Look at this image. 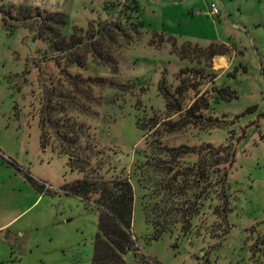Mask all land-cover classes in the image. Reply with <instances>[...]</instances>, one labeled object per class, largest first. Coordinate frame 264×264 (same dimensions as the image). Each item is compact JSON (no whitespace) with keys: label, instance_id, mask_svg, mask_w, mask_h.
Listing matches in <instances>:
<instances>
[{"label":"rangeland","instance_id":"1","mask_svg":"<svg viewBox=\"0 0 264 264\" xmlns=\"http://www.w3.org/2000/svg\"><path fill=\"white\" fill-rule=\"evenodd\" d=\"M225 144L222 206L215 174L196 189L191 173ZM174 172L197 213L158 235ZM95 174L132 184L130 264H264V0H0V264H90L97 212L65 188Z\"/></svg>","mask_w":264,"mask_h":264},{"label":"trees","instance_id":"2","mask_svg":"<svg viewBox=\"0 0 264 264\" xmlns=\"http://www.w3.org/2000/svg\"><path fill=\"white\" fill-rule=\"evenodd\" d=\"M212 46L213 44H209L208 49ZM180 88L181 86L175 89L177 93L175 97L168 93L164 95L166 99L170 98L174 101V104H172V111L174 113H181L183 111L181 107L182 92ZM214 93L217 99L227 102L237 98L236 92L228 86L214 88ZM200 97L201 96L194 99L185 109V119L182 120V123H185L187 120L192 122L198 120L200 117L198 111L205 108V106L200 104V101H203ZM204 103L206 104V101ZM166 107H169L168 102H166ZM252 110H255V106L248 107L245 112ZM204 149L205 152H203ZM233 158L234 150L231 145L200 146L197 153V162L191 173L195 179L191 187L196 189L201 188L200 186L207 181L210 172H213L218 182L216 192H220L221 195H223V198H220L223 206L224 202H226L224 193L227 167L233 164ZM70 160H72L71 156ZM79 163L83 168H91L88 162L80 161ZM186 174L187 173L181 175L186 177ZM181 175H179V177H181ZM92 177L93 178L84 176L81 179L67 184L65 188L66 193L79 197L86 207L88 203L91 202L93 208L97 212L96 231L92 239L90 264H130L125 257L128 254L135 257V255L139 253L137 237H134L135 235L132 228L134 207L132 184L126 177H117L113 180H100L99 177L102 176L97 177L96 174ZM29 179L33 183H36L30 177ZM179 179L183 181V178ZM178 182L177 174L174 172L169 178L167 185L162 187L165 189L164 194H162L160 200L153 205L154 207L156 205V207H158L157 209L163 211V213L159 212L155 214L156 222L149 221L154 230L155 228L157 229L156 232L158 235H161L165 230L173 229L177 224H180V229L182 227L184 228L185 225L189 227L191 216L197 213L198 205L195 201H188L185 203L174 202L173 198H176L177 195H186V192L181 191L183 187L178 184ZM195 193L196 192L191 193L190 196L193 198L196 197ZM159 195L161 194L158 190L156 196L159 197ZM166 207H168L167 213L164 211ZM222 211L224 212L223 209ZM172 212H174L175 215L170 219ZM224 213H226V211ZM147 221L145 216V222L148 223ZM149 264L159 263L152 261V263Z\"/></svg>","mask_w":264,"mask_h":264},{"label":"crops","instance_id":"3","mask_svg":"<svg viewBox=\"0 0 264 264\" xmlns=\"http://www.w3.org/2000/svg\"><path fill=\"white\" fill-rule=\"evenodd\" d=\"M229 63H230V61L226 57V55H216L214 57V65H215L216 69H222L224 67H227L229 65ZM217 77H218V74L216 75L215 78H217Z\"/></svg>","mask_w":264,"mask_h":264},{"label":"built area","instance_id":"4","mask_svg":"<svg viewBox=\"0 0 264 264\" xmlns=\"http://www.w3.org/2000/svg\"><path fill=\"white\" fill-rule=\"evenodd\" d=\"M210 15L218 17L220 15V10L215 2L209 3Z\"/></svg>","mask_w":264,"mask_h":264}]
</instances>
